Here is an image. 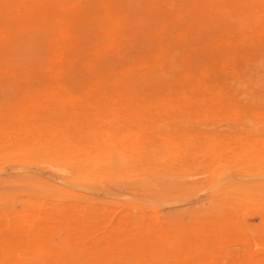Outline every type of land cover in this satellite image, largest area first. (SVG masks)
Listing matches in <instances>:
<instances>
[{"label":"rangeland","instance_id":"1","mask_svg":"<svg viewBox=\"0 0 264 264\" xmlns=\"http://www.w3.org/2000/svg\"><path fill=\"white\" fill-rule=\"evenodd\" d=\"M0 264H264V0H0Z\"/></svg>","mask_w":264,"mask_h":264}]
</instances>
